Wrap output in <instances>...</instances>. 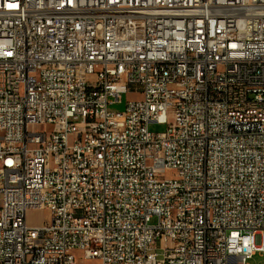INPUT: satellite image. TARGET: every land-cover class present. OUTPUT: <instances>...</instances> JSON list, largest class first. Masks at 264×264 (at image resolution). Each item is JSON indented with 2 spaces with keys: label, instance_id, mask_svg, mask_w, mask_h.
<instances>
[{
  "label": "built area",
  "instance_id": "1",
  "mask_svg": "<svg viewBox=\"0 0 264 264\" xmlns=\"http://www.w3.org/2000/svg\"><path fill=\"white\" fill-rule=\"evenodd\" d=\"M257 252L264 0H0V264Z\"/></svg>",
  "mask_w": 264,
  "mask_h": 264
},
{
  "label": "rangeland",
  "instance_id": "2",
  "mask_svg": "<svg viewBox=\"0 0 264 264\" xmlns=\"http://www.w3.org/2000/svg\"><path fill=\"white\" fill-rule=\"evenodd\" d=\"M137 95L132 94V93H124L123 94V101L121 103H117L113 105V107L116 110H124L126 106V99L129 97H135ZM166 124L164 123H157L153 122L150 124V128L152 131H164L166 129ZM51 218V213L47 209H35V210H30L28 214V221L30 224H43L47 221H49ZM155 221V219H154ZM263 261V256L261 252L255 253L249 260V264H261ZM85 264H101V261L98 258H90L86 260Z\"/></svg>",
  "mask_w": 264,
  "mask_h": 264
},
{
  "label": "snow or ice",
  "instance_id": "3",
  "mask_svg": "<svg viewBox=\"0 0 264 264\" xmlns=\"http://www.w3.org/2000/svg\"><path fill=\"white\" fill-rule=\"evenodd\" d=\"M9 7H15V5H9Z\"/></svg>",
  "mask_w": 264,
  "mask_h": 264
}]
</instances>
